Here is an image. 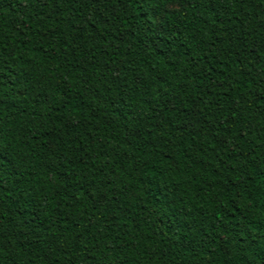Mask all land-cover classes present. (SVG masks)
<instances>
[{
	"label": "trees",
	"instance_id": "1",
	"mask_svg": "<svg viewBox=\"0 0 264 264\" xmlns=\"http://www.w3.org/2000/svg\"><path fill=\"white\" fill-rule=\"evenodd\" d=\"M0 264H264V0H0Z\"/></svg>",
	"mask_w": 264,
	"mask_h": 264
}]
</instances>
